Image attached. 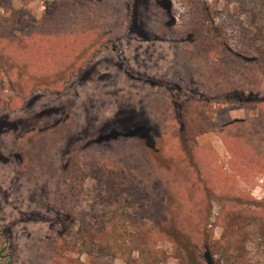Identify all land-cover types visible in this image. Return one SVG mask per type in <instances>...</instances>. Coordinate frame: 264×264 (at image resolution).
<instances>
[{
  "label": "rangeland",
  "instance_id": "374dc122",
  "mask_svg": "<svg viewBox=\"0 0 264 264\" xmlns=\"http://www.w3.org/2000/svg\"><path fill=\"white\" fill-rule=\"evenodd\" d=\"M171 1L0 0V264H264V0Z\"/></svg>",
  "mask_w": 264,
  "mask_h": 264
},
{
  "label": "trees",
  "instance_id": "16d2710c",
  "mask_svg": "<svg viewBox=\"0 0 264 264\" xmlns=\"http://www.w3.org/2000/svg\"><path fill=\"white\" fill-rule=\"evenodd\" d=\"M84 1L91 2L94 0H84ZM144 1L145 0H143V2ZM165 1H166V9L170 10L171 6H172V1L171 0H165ZM132 4L136 5V0H132ZM43 87H46V85H43ZM133 136L134 137L137 136L140 139H142V141L145 143V146L148 149H150L151 152L153 153L155 159L164 160L162 150H160V148L156 146V144L153 140H150V141L147 140L146 134L135 135V133L133 131H131V129L129 131L124 132V133H120L119 131H116L113 136H105L102 139L88 141L87 143L90 142V144L91 143L95 144V143H101L104 141H108V140H112V139H116V138H120V137L129 138V137H133ZM68 173L69 172H67V174ZM67 174H66V176H67ZM257 208H260L259 205L257 206ZM252 211H255V210H252ZM73 219L76 221V218H73ZM57 223H59V224H57V227L59 229L61 226L60 221H57ZM61 228H62V226H61ZM63 237H65V236H63ZM63 237L59 236V238H63ZM222 243H224V237H222L221 239H216L213 236H209L208 239H205L204 244L202 245L201 249L195 253L194 259H195L196 263L197 264H222L221 263V260H222L223 264H233L231 262L229 263L227 260L224 259L225 253L222 252L223 250L221 249ZM188 254H190L189 249L186 250V255L188 256ZM234 264H236V263H234Z\"/></svg>",
  "mask_w": 264,
  "mask_h": 264
},
{
  "label": "flooded vegetation",
  "instance_id": "af4514ba",
  "mask_svg": "<svg viewBox=\"0 0 264 264\" xmlns=\"http://www.w3.org/2000/svg\"><path fill=\"white\" fill-rule=\"evenodd\" d=\"M136 5H138V3H136ZM73 84L75 85V84H77V83L75 82V83H73ZM87 147H88V143L86 142V143H85V149H87ZM62 213H63V212H61V211L58 212L59 215H62ZM43 220H45V218H43ZM67 220H68V221H69V220H74V219H73V216H68V217H66L63 221H62V220H58V221H60V225L62 226V229H61V231H60V230H57L56 232H57L58 236H60V237L67 236V233H69V231H67V227H65L66 225L64 224ZM50 221H51V220H50ZM61 226H60V227H61ZM52 227H54L53 224H52ZM2 236H3V237H7V238L9 237V236H7L6 233H0V238H1ZM6 243H7L6 246L9 247V242H6Z\"/></svg>",
  "mask_w": 264,
  "mask_h": 264
},
{
  "label": "crops",
  "instance_id": "0c3cea01",
  "mask_svg": "<svg viewBox=\"0 0 264 264\" xmlns=\"http://www.w3.org/2000/svg\"><path fill=\"white\" fill-rule=\"evenodd\" d=\"M95 1H96V0H94V1H91V2H93V3L95 4ZM99 1H103V0H99ZM113 1H115V0H113ZM116 1H117V0H116ZM86 2H87V1H86Z\"/></svg>",
  "mask_w": 264,
  "mask_h": 264
}]
</instances>
